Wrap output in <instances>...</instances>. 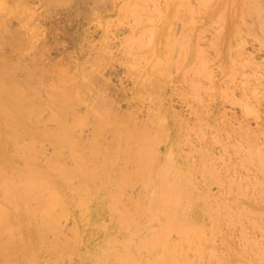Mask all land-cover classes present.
Here are the masks:
<instances>
[{"label":"rangeland","instance_id":"1","mask_svg":"<svg viewBox=\"0 0 264 264\" xmlns=\"http://www.w3.org/2000/svg\"><path fill=\"white\" fill-rule=\"evenodd\" d=\"M5 1H7V0H5ZM163 1L164 0H8L7 2L0 3V8L6 10V11L2 10L3 13H1L2 11L0 9V13H1L0 14V33H2V34H0V36H1L0 39L2 38L0 40L1 41L0 42V76H1L0 79H2V77L5 78V76L13 78L14 83L17 82V84L19 83L23 88L26 89L25 90V96H27V97H25V98L27 100H30L29 98H32L33 100H36V102H34V103H37V105L40 104L38 118H34L32 116L33 114L31 115V113H33L32 111L29 112V110H32L31 106H34L33 104L28 107V112L26 110L27 115H26V112H24V114H22V119L24 121L26 120L25 116H26V118L28 117V119H27L28 122L25 121L26 125L28 123V125L26 126L27 128H24L25 125H23V128L16 127L15 129H13L15 126H18V125L22 126V125H20L19 123H15V122H14L15 124L13 125L12 124L13 122H10V123H8V127L9 128L11 127V128L9 130H7L6 133L15 135L17 137V140L20 141L21 144L23 143L22 141H24L25 144L29 143V145H31L33 143V141H36L35 143L37 146L33 147L31 150V152L34 154L32 155L31 152H28V153H31V155H32L31 158L37 162V163L35 162L36 164L34 163L35 166H37V168L40 167L39 169H41V170H42V168H43V170L46 169V167L48 165L45 167V164L48 163V161L50 163V161L52 160L51 157L54 156L55 152H58L57 150H59L61 155H62V156H60L59 160H62L63 166H65V164H66V166H65L66 168H67V166H72V165H73V167H75V165H74L75 160H72V158L70 159V156L72 155V154H70V151H71L70 145L72 143H74V144H72V145H75V146H73L75 148L72 150L73 157L75 155H77L75 157H78V159H79L78 162L81 163L80 167H81V170L83 171L84 174L81 171L79 173H76V172L74 173V170H72V167H70V169L72 171L69 169H68V171H71L70 175L74 174L78 178H80L79 177L81 175L80 173H82L81 180H80L82 183L81 185H83L85 183L84 179L86 180V178H88L85 185L87 184V182L89 180H91V181H89L88 185H86V187L90 188V191L88 193V192H85V190L87 188L85 189L84 186H82V188H84V190H83V189H81L80 185H79L80 187H78L76 185L79 182V179L76 178V180H75V176L72 175L73 176L72 179H74L75 181H73L72 179H70V181L71 180L73 181V187L76 185V188H74V189L72 188V189L75 191L76 189L80 188V189H78L79 192L77 191L76 194H73L75 192L69 191L71 189V188L68 189L69 186L67 188H65L64 185H62L63 183L62 184L60 183V182H62V180L60 178H58L60 180L59 181L57 179V176L53 175L54 173H51V174L49 173L50 181L52 182L53 185L55 183H57V184H55L54 187L58 186V187H56L57 190H59V188H61L59 190L61 193L63 190V194L65 193V196L69 200L68 202L70 203L71 208H69L68 206H65V208H62L60 210V207H56L57 212L55 211V213H54L55 217L58 218V220H54V221H56V223H55L56 226H55V224L52 225L54 223V221H53V223L50 221L52 224L51 223H50L51 225L49 223L48 224L50 226H54V227H50V229H47L49 227L44 228L43 231L46 230V233L44 234L45 237H43V238H44V240L46 238L47 241L43 242V247L44 248H50L53 243L57 242L60 244L59 248H61V250H62V255H60L59 252L52 251L51 256H49V257L45 256L43 258L42 264H53V263L54 264L55 263L56 264H75L76 262H77V264L78 263L83 264L82 262H80V260L83 257V252H85V250L88 251L89 249H90L89 251H92V248L94 247V245L97 247L96 244H98V242L100 241V239H98L99 238L98 236L100 234H98L97 231L92 229V225L94 226V224H96V223L99 224L100 222L98 220L96 222L93 221L94 222V224H93V222L88 221V223H86L84 221V220H86L85 218L87 217V212L90 210L95 209L94 211H97L99 213H104V216L102 215V220H104V222H102V223H105L106 220H109L107 222L108 224L104 225V226H106V228L113 227V226H119L120 223L123 225L124 218H125L124 216H126V217L130 216V215H128L129 214L128 210L129 211L131 210V208L129 209L130 201H131V204L133 205V206L132 205H130V206H132V208L133 207L135 208V206L138 205V203L141 204L142 199H140V197L144 198L143 201H144V203L146 202L148 206H149V201L153 200V203L151 204V206L156 207V208H160V209H162V200H163L167 204V206L169 207L168 212H171V211L174 212L175 209L170 207V206H172L171 202H172V200H176V199L178 200V198H175L173 196V198H174L173 199L172 197H170V194H168L169 199H167V202L164 199H159V198H162L160 187H159L158 191L155 190L154 195H149L148 194V192H149L148 188L142 186L143 183H145L147 181L148 176H151L152 180L158 179V180L164 181V179H166V180H169L170 183H172V181H173V183L174 182L177 183V181H178L177 185H179V186L181 185L179 182H181L183 185V186H180L181 187L180 189H182V188H183V190H184V188L186 189V185H187V186H189V188H188L189 190L194 191L191 193V191L188 192V189L184 190V192H186L187 194L191 193V194H189V196L187 195L190 198L189 199L186 197V193H184L182 190V196H180V194H179V196L181 198L179 197V200H178V201H182L179 211L182 210L183 207L185 206V202L183 200L184 196L186 197L185 199H187V201H188V199L191 202H192L191 199H193V201H194V198H195L194 193L196 191H195V189L193 190V186H191L192 189H190V185L192 184V182L190 184L189 181H191L192 178H190L191 176L189 175V173H191V169L193 168V167L192 168L190 167V166H193V164H190V162L192 163L193 161H190V160H191V158L192 159L194 158L193 157L194 156L193 155L194 149H192V148H194L195 146L192 147V145H189V144H192V142H191L192 140L197 141L199 139V141H200V138L195 137V138H197V140L193 138V136H195L194 135L195 131L193 128H191L192 125H190V124L192 123L194 110H193V112H190V110H191L190 107L193 108V106H196L193 104H196V103L198 104L200 100L207 103L206 100H210L209 98H212V97L214 98V100H213L214 102L211 101L212 100L211 99L210 100L211 103L209 102L210 104H212V102L215 103V101H217V103L222 101V100H220L221 98L218 95L213 96V94H211V96H212L211 97L210 93H212V92H210L207 89L208 87L205 84L202 87V89H198V91L194 90L195 93H197V92L202 93V94L201 93L197 94L196 96H198V97H196L194 95L195 93L191 92L194 88H189V87H192V84H193V83L190 84V82H191L190 77L192 78V81H194L193 77H195V76H193L192 74H194L193 73L194 68H196V67H193L194 66L193 65L194 64L193 63L194 56H197V57L209 56L210 58L211 57L213 58L214 53H215V49H222L226 46V44H228L230 42L233 45V47H236V45H239L240 42L238 40L235 41L234 39L233 40L230 39L227 33L221 34V36L219 35L220 32L224 28V25H225L224 23H226L227 21H228V25L230 23L235 24L234 21L237 22L238 25H240V27L243 28L242 36L247 35L249 39H253L254 36L252 37V36H250V34H246L245 31L247 28L245 25L247 24V26H250L251 28L252 27H259V31L261 29H263L262 23L264 22V0H228V1L227 0H219V1L213 0L215 2V4L213 2H210V0H209L208 4L210 3L212 5L210 7V4L208 5L206 3V5L209 6V7L208 6L206 7V5H205L206 9H204V8L202 9L201 5L204 3H202V4L200 2L194 3V0H192L193 1L192 4L194 3L196 5V6H193L195 8H192L191 7L192 4L188 3L189 1H187V0H185L186 2H183L184 0H175V1L173 0L174 3H172L173 2L172 0H169L170 3L167 0V2H165V3L167 5L170 4V5H168V8H167V9H170V10H168L169 14H167V16H166L167 10L165 8L166 4L165 3L162 4ZM180 1H182L183 3H186L187 6L182 3L184 5L182 7L180 5V3H181ZM202 1L207 2V0H202ZM198 3H200V4H198ZM217 3H219L218 8H216L214 6ZM220 4H222V5L220 6ZM177 5H179V6L177 7ZM199 5L201 6V8ZM213 6L215 7V9ZM216 6H218V4ZM189 7H191L190 10H189ZM177 8H179V9H177ZM185 8H187V9H185ZM198 8L202 9V11L198 12V10H197ZM9 9L11 11L13 10L12 13ZM184 9H185V11H187V12H185L186 14L183 12ZM195 9L197 10L196 12H195ZM211 9L213 11H211ZM204 10H205V13L208 10H209L208 12L211 11L209 13V14H211L210 15L211 19L209 18V20L206 21L207 23L201 22V21H204V18H206V16L209 17V14L207 15V13H208L207 12L206 16L203 18V16L205 15L203 12ZM177 11L180 13H178ZM194 12L196 14H194ZM214 12H216V13H214ZM22 14L25 15V18L27 17V15H29L30 17H27V18H30V19L28 20L26 18L25 20H22V17H23ZM175 14H177V15H175ZM213 14H214V16H212ZM196 15L199 17H196ZM216 15H218V16H216ZM225 17L227 20L225 19ZM200 18H201V20H200ZM23 19H24V17H23ZM167 20H168V33L165 31V28L163 27ZM210 20L212 22H210ZM4 21H5V23H4ZM208 21L211 24L213 23L212 25L210 23L209 24L214 29H211V28L205 29L204 28V27L209 26ZM172 23H173V25H172ZM183 23H185V24H183ZM203 23L205 26L203 25ZM217 23H219V25ZM226 25H227V23H226ZM184 27H185V29H184ZM186 29L188 30V32H189V29L190 30L194 29L195 31L192 30V31H190V33H188L186 31ZM173 30H174V33H173ZM196 30L198 31L199 34H197ZM199 30H201V31H199ZM255 30H257V29H255ZM179 31L181 32V34ZM211 33L212 34L214 33V35L211 36L212 35ZM172 34H174V35H172ZM196 34L198 37L196 36ZM176 35H179L181 37L176 36ZM215 35H217L218 37L214 38ZM183 39H185V40H183ZM137 40H139V41H137ZM169 40H171V41H169ZM190 41L193 45L191 43H190L191 45L190 44L187 45ZM254 41H256V42H254ZM254 41H252V44L247 43L245 49L247 50L248 53H251L253 56H255L256 63L260 64V63L264 62V35H261V36L255 38ZM171 42H173L174 44L172 45ZM185 42H187V43L184 44ZM149 43H150V45H152L151 50H150V47L148 45ZM140 44H141V46H140ZM154 44H155V46H154ZM195 45H197V50H196ZM198 45L200 46L199 50H198ZM210 45H211V47H210ZM214 45L218 48H216ZM175 46H176V48H175ZM191 46L193 49L192 48L190 49ZM144 47H146V48H144ZM173 48L176 50V51L174 50L175 52L173 51ZM254 48L259 53L255 52V51L253 52L252 50ZM165 50H167V52ZM189 50H191L192 53ZM200 50H201V52H199ZM203 50H205L206 52ZM171 51H172V53H171ZM178 51L180 53L179 55L177 54ZM197 51L199 52V55H197L198 54ZM188 52H190V53H188ZM167 53H170L172 56H170ZM187 53H188V56H187ZM149 54L152 55V57H150ZM201 54H203V55H201ZM168 55H169V57L167 58ZM185 55L187 57H185ZM154 56L157 58L155 59ZM189 56L190 57L193 56V58H191L192 60L189 58ZM139 57H142V58L139 59ZM173 57H174V60H173ZM152 59H154V60H152ZM152 61H155V62L153 63ZM151 64H153V65H151ZM163 64H165V70H166V71L163 70L164 72L162 71V68H164ZM263 64L264 63H262L261 65H263ZM191 65H193V66H191ZM152 66L155 68H153ZM189 66L193 67V69H191ZM222 68H220V70H219V68L217 69V66L214 67V69H217L216 72L213 69L214 70L213 72L217 73L216 74L217 76L215 75V78L216 77H218V78H216V79H220L221 74L223 75V73L224 74H227V72H228V74L230 73L225 67L223 68L224 70ZM152 69H153V71H152ZM202 72L204 73V71H202ZM203 73H199V75L202 76ZM159 74H160V76H159ZM12 75H13V77H12ZM141 75H143V76H141ZM166 76H167V78H166ZM206 76H207V74L204 75L205 78L203 76L201 77V79L203 78L202 81L204 80L203 83H205V82L207 83ZM62 79H64V80H62ZM162 79H164L165 81L167 79V81H166L167 83L163 84L164 80H162ZM238 79L240 80V77ZM155 80L157 81V83ZM160 81L162 83H160ZM160 84H161V87H160ZM204 87H206L205 88L206 93L208 94L209 98L207 97V94L205 93ZM164 88H165V90H164ZM72 91L75 94L72 93ZM202 91L204 92L205 96H204ZM55 93H56V95H54ZM77 93L79 96L77 95ZM189 93H193V94L191 95ZM190 95L191 96L194 95L196 98H198V101L195 102L196 98L194 99V97H191ZM199 95H202L203 97L199 96ZM153 96H155V97H153ZM160 96H163V97H160ZM36 97L38 100L35 99ZM199 97H201L205 100H203ZM217 97H218V99H217ZM4 99H5L4 100L5 106H7V107H11L12 105H10V104H13V105L15 104L11 98L4 97ZM10 100H11V102H9ZM190 100L195 102V103L191 102ZM30 102L32 103V100ZM57 102H58V104H57ZM190 102L192 103V106L187 105ZM204 102H201L203 104V105L201 104L202 105L201 109L203 107H206L205 106L206 103L204 104ZM8 103H10V104H8ZM210 104H209V107H210ZM56 105L58 106V108ZM158 106H160V107L158 108ZM187 106H189V107H187ZM207 106H208V103H207ZM30 107H31V109H30ZM163 107H165V110H163ZM228 107L229 106H226L227 109H225L224 111L227 112L225 114V116L229 115V117H230L231 114H229V113L232 111H231V109L229 110ZM54 108L55 109L57 108L58 111L55 110ZM210 108H205V110L209 111ZM51 110H52V112H51ZM205 110L202 109L203 113L201 112V114H203L202 115L203 117L206 116V114H207ZM56 111L59 114L58 113L56 114ZM53 112H55V113H53ZM28 113H30V115ZM190 113H191V115H190ZM220 113H223L222 110L220 112H218V111L215 112V117L217 118L218 121L223 119V117H221V116H224V113L221 116H220ZM55 114H56V118L60 116L59 119L61 122L64 120L65 121L57 124V122H55L54 118H53V116H55ZM101 115H102V117H101ZM160 116L162 118H159ZM190 116H191V118H190ZM227 116H226V118H229ZM185 117L186 118L188 117L189 120L191 119L190 120L191 123L188 119H187L188 121H185L186 120ZM226 118H224V119H226ZM180 119H182V120L185 119V120H184V122L181 120L182 122L180 124L176 123L177 122L176 120H178V122H179ZM38 120L40 121L39 123L41 125H38L39 124ZM42 122L46 123L45 124L46 126ZM54 123H56L57 125ZM171 123H172L173 127L171 126ZM184 123L187 125L190 123L189 124L190 127L189 126L188 127L191 129L188 128L187 130H184V128H187L186 127L187 125L185 126ZM11 124L13 125V128H12ZM60 124L61 125L67 124V126L69 128L71 127L70 132H69V134L71 133V135L66 136V140H65V137H64V139L60 140L61 145L60 144L56 145V141H55V138L53 139L52 133L54 131H57V130L60 131L62 129V126ZM182 124H184V125L181 128L180 125H182ZM29 125H30V127H29ZM163 125H164V127L170 128L169 132H168V130H166V128L163 127ZM177 125H178V127H177ZM252 125H253V123H252ZM41 126H43L44 128ZM78 126H80V127H78ZM28 127H29V129H28ZM58 127H60V128H58ZM32 128H34V129L38 128L39 135L33 136V133H31L32 130L30 131V129H32ZM50 128L52 130H49ZM75 128H76V130H75ZM177 128L183 129V132L180 129H179V131L181 133L178 132ZM22 129L24 130V132L22 131ZM42 129H44V130H42ZM143 129H144V131H143ZM71 130H73V131H71ZM162 130H164V131H162ZM15 131H17V132H15ZM40 131L42 132V134L40 133ZM45 131H47L46 132L47 134L44 133ZM146 131L148 134H145ZM186 131H188V132H186ZM192 131H193V134L190 133ZM166 132H167V134L170 133V135L169 134L166 135V136H169L168 138L165 137ZM178 133H179V135H178ZM183 133H185L186 136L189 134L188 137L190 136L191 138L187 137L185 139L184 138L185 135ZM199 133H201V131ZM202 133H201V135H202ZM43 134L46 136H44ZM118 134H120V136ZM18 135L21 138L18 137ZM26 135H28V136H26ZM47 135H48V137L51 136L52 139L48 138ZM177 135L181 137L180 140H179L180 137H178ZM181 135H183V136H181ZM201 135L199 134L198 136H201ZM202 136H201L202 139L200 141L201 145L199 144L200 147H202V145L204 144L202 141L205 140V139H203L204 136L203 137ZM67 137H68V139H67ZM143 137H145V138H143ZM176 137H177V139H176ZM30 138H32V140ZM33 138L35 140H33ZM120 138H122V139H120ZM183 138L186 141H184ZM19 139H21V140H19ZM70 139H72V140H70ZM142 139H143V141H141ZM150 139H152V140H150ZM189 139H190L191 143H189L187 141ZM68 140H69V142H68ZM0 141H2V140H0ZM26 141H27V143H26ZM175 141L180 143V145L181 144L182 145L181 146L176 145ZM30 142H31V144H30ZM75 142H77V144ZM115 142H116V144H115ZM119 142L122 145V147L119 144ZM4 143H5V141L2 144L5 145ZM20 143H19V145H20ZM172 143H174L173 145H175V147H172ZM185 143H187V144H185ZM6 144H9V145H6V147L4 146L5 148L2 147L0 144L1 148L5 149V150H2V152H4V154L6 152L7 153L13 152L14 154H16L17 150H15V146H14L15 144L11 143V142L10 143L6 142ZM68 144H70V145H68ZM144 144L145 145L147 144V145L145 146ZM194 144H195V142L193 143V145ZM77 145H78V147L76 148ZM130 145H131V147H130ZM7 146H8V148H10V149H8V151L6 150ZM12 146H14V147H12ZM126 146L129 148H127ZM143 146H144V148H143ZM148 146H150L149 147L150 149L147 148ZM67 147H69V149ZM12 148H14V149L12 150ZM16 148H18V147H16ZM140 148H141V150L143 149L142 151L140 150L142 154L139 151ZM145 148H147V151H145ZM60 149H63V150H60ZM120 149H123V150L120 151ZM124 149H126V150L128 149V151H125ZM9 150H12V151H9ZM33 150H34V152H33ZM129 150H130V152H129ZM153 150H155V151H153ZM180 150H181V153L179 155ZM187 150H188V152H184ZM190 150H192V151H190ZM172 151H173V153H172ZM75 152H77V153H75ZM144 152L149 153V154H147V153L146 154L148 156L151 155L152 159L149 158V160H148V157H146L147 155L145 156ZM156 152H158V153H156ZM192 152H193V154H192ZM14 154H13V156H11L10 154H7V157L9 158L11 156L12 159L14 158L13 159L14 162L17 163L19 161L18 162L19 165L20 164L23 165V163H22L23 157H21L23 154H21V156H20L21 159L19 158L21 161L17 160L18 157H15ZM174 154H175V157H177V158L172 157ZM181 154L183 156L188 155L187 157H190V158H187V157L182 158ZM8 155H10V156H8ZM34 155L35 156L37 155V160L35 158H33ZM78 155H80V156H78ZM126 155L128 156V158L126 157ZM153 155H156V156H153ZM27 156L30 157V154L29 155L27 154ZM123 156H125V157H123ZM132 156H134V157H132ZM143 156H145V158H146L145 160H144ZM120 157L122 159L124 158L127 160L124 162V159L122 160ZM11 158H9V160H12ZM49 158L51 160H49ZM172 158H175L177 160H175V159L172 160ZM185 158H187L188 161ZM13 160L11 162H13ZM172 161L174 163H176L175 161H178V165L174 164ZM59 162H61V161H59ZM129 162L132 165L127 164ZM180 162L182 163L181 164L182 168L179 167V169L181 168L182 171H184L186 173L185 175H184V172L182 174L186 177V180H187V178L190 179L187 181V183L189 182L190 185L185 184L184 179H183L184 176H182L184 184H183L182 180L179 181L181 179L179 177L182 175V174H180L181 173L180 171H179V173L177 172L178 174H180L179 176H177L178 178H176L175 181H174V179L172 180V178L176 177L177 173L175 174L174 171H173L174 174L172 173L171 170H173V168L170 171L168 169H170V166H172V164L175 166V168L178 169ZM186 163L187 164L189 163L190 166L189 165H187L189 167L184 166L185 169H183L184 168L183 165H186ZM84 164L88 168V170L86 169L85 166H82ZM169 164H171V165H169ZM19 165H16V166H19ZM41 166H43V167H41ZM3 167H5V166H3ZM167 167H169V168L167 169ZM8 168L9 167H7V170H8ZM187 168L188 169L191 168V169H189L190 172H188V173H187V170H188ZM200 168L201 167H199V170H202L201 174L206 179V176L204 175L206 171L205 172L203 171L205 169H200ZM84 169H86V171ZM7 170L5 169V171H7ZM10 170L11 169H9L7 171V173ZM97 170H98V172H97ZM126 172H127V174H125ZM90 174H92V176H90ZM51 175H52V177H51ZM68 175H69V173H68ZM85 175H86V177H84ZM129 175H130V178H128ZM173 175H174V177H172ZM122 176H124V178H122ZM125 176H126V178H125ZM54 178L57 181L54 182L53 181ZM90 178H92V179H90ZM203 178L201 180H204ZM126 179H127V181H126ZM129 180H130V182H129L130 185L128 184ZM142 180H143V182H142ZM199 180H200V178H199ZM82 181H84V182H82ZM95 181H96V183H95ZM58 182H59V184H58ZM119 182L120 183L122 182V183L120 184ZM176 183H174V185ZM70 184H71V182H70ZM61 185L63 187H61ZM127 185H129V187L131 185H133V186H131V188H133L134 190H130L131 188L129 189V187ZM204 185H207V184H204ZM204 185L203 184L200 185V190H202V188L205 189ZM71 186H72V184H71ZM93 186H94V188H91ZM112 186L115 189H113ZM107 187H108V189L109 188L110 189L108 190ZM98 188H99V190H97ZM141 188H142V190H140ZM178 188H179L178 186L176 187V189L173 188V186H169L168 189L174 190V192L172 191V194H174V193L178 194L177 193V191L179 190ZM66 189H68V190H66ZM91 189L92 190L96 189L97 192H96V190L92 191ZM111 189H112V192L110 191ZM125 189L127 191H125ZM262 189L264 190V186L263 187L258 186V187H256L255 191L257 193V190H258V193L261 194L263 191ZM139 190L141 191L142 196L140 193H138ZM91 191L95 195L93 193H91ZM108 191H109V193H108ZM130 191L131 192L133 191L132 193H134V195H135L134 196L131 193L132 199H135V197H137V195L139 196V198L138 197L136 198L137 201H136V199H135V201L133 200V202H138V203H135L136 205H134L132 203V199L129 202L125 201V200H129L128 197L130 195V193H129ZM134 191L135 192L137 191V192L135 193ZM81 192H82V195H81ZM178 192L181 193V190ZM201 192L206 193L204 190ZM68 193L71 196H69ZM87 193H88V195H87ZM117 193L122 195V196L119 195L121 198H118L119 196L117 195ZM89 194H92L94 196L89 195ZM110 194H112V195H110ZM103 195H105L104 196L105 199H102ZM106 195H107V197L108 196H112V197L118 196L117 202H122V205L120 203L118 204L117 202H116L117 203L116 204L115 199H114V203L116 204V206L120 205V206H118V211H119V212L117 211L118 213H116V212L114 213L115 210L111 211V207H107V206H109V204L108 205H106V204L111 203V202H107V201H109V197H108V200H106V198H107ZM190 195H194V198L193 197L191 198ZM85 197L90 198V202L88 201L89 199H87V198L85 200ZM80 198L84 199L83 203L85 205L82 203V200L80 201ZM100 199H101V201H100ZM138 199H140L141 201L139 202ZM155 199H159V200H155ZM85 201L88 202V204H86ZM112 201H113V199H112ZM100 202H101V204H100ZM123 202H124V204H123ZM197 202L198 203L200 202V204H198ZM197 202H196L197 204L195 202H192V203H194L193 205H191L189 203L190 205L188 206V208L193 207V208H191L193 210L202 208L203 210L207 211V209L209 207H211L210 206L211 203L203 204L204 201H202L200 199ZM146 203H145V205H146ZM260 203L262 204V202L255 203L254 207H252L251 209H254L256 212L262 213V214L255 213V214H253V216L250 217L248 214L247 215L245 214V213H249V211L243 212L242 210L239 211L237 209L234 211V212L239 211L238 214L240 212H243L246 217H248V216L250 217V218L248 217L249 218L248 220L254 219L252 221L247 220L248 222L245 221V219H247V218H245L244 215L242 216L241 213H240V216H242V218L240 216H237L236 215L237 213L232 214L233 218H231V216L227 217L229 215V213L225 215V213H227L225 211V209L222 212V208H220L223 206H221V204H220V206L218 205L220 209H218V208L215 209V207H217V206H215L214 203L211 204V205H213V207H211V208H214L217 211H215L213 209H211V210H213L215 213L213 211L208 210L207 213L205 212L206 213L205 217L203 215L204 212L198 213V215L196 214L195 220H193L194 219L193 213H188V211L187 212L185 211L187 215L188 214H190V216L192 215L191 216L192 221H190V222H189L190 219H188L190 217L189 215H188L189 217L188 216L185 217L184 216L185 214L183 215V213L181 211L178 212L179 218H180L178 222H179L180 226H177L178 224L176 225L177 227H175L173 225V223L176 221L172 222V225L175 228H180L181 229L180 231H184V234H183V232H182V234H183V236L184 235L185 236L181 237V241H180L181 245H182V242H183V245H184V243H186L185 241H187L186 238L188 236L185 233L190 232V231L187 232V230H190L192 228V226L189 227L190 224H192L194 227L193 223H195V222H196L195 224L198 223L197 225H195L196 229H197L196 226H198V225L201 226L202 224L204 225L203 227L201 226V228H203V230L198 228L200 230L199 231L197 229L198 230L197 234H199V235H196L195 238H197V239L199 237L201 238L200 234L204 233L202 236H204V235L208 236L206 238L207 239L206 241H208V238L211 239L210 241H213V242H210V244H209V243H206V241L204 240L205 244H203L204 241L201 240L202 244L204 245L203 246L202 244H200L201 241H198L196 239V243H195L194 237H193V240L192 239L190 240V238L188 237V242L190 243V241H192L193 243H195L196 247L194 245H191L192 242L190 243V245H189V243H187L189 246L184 245L183 248L185 250L183 248H180L183 245L181 246L179 244L178 245L179 247L174 246L176 249L180 248V250H181L180 253H182V250L184 251L182 254H179V255H181L180 258H183V259L185 258L184 259L185 262L183 264H189L188 259L192 258L191 256H194L195 254L194 255H191V254H193L195 252L198 255L200 254L199 256L202 258L206 257L205 259H203L204 261L203 260L199 261L200 259L198 260L199 262H202V264H204V263L205 264H241L244 261L247 262L248 259H249V261L252 259L256 260L255 261V262H257L256 264H264L263 259H261L260 257L258 258V257L254 256L255 254L259 255V253H257L259 251L258 250L259 248H261V250H263L262 248L264 246L262 247V245L260 244V243H262L264 245V243L262 242V241H264L263 239L262 240L260 239L261 241L258 239L260 242V243L257 242L259 246L258 245L256 246L254 244L252 245L250 243V244H247V247L245 248L247 242L245 243V245H244V242L241 243V245L243 244L242 247H244V248H241L240 247L241 245L240 246L238 245V243L240 244V242L242 241L241 240L242 237H244L240 232L243 230L244 231L248 230V231L244 232V234L249 233L250 235H252L254 233L256 235L255 236L256 238H258V237L264 238V235L260 234V233H262V232H260V231H262L261 226L264 227V225H263V223H264V203L262 205ZM140 204H139V206H137L138 208L141 206L143 208L145 206L143 203L142 204L144 206L143 205L140 206ZM195 204H196V207H195ZM208 204H209V206H208ZM86 205L88 206L87 209H85ZM112 205H110V206H112ZM197 205L199 208L197 207ZM148 206H146V208ZM227 206H230V207H228V209L229 208L233 209L236 207L234 205L233 206L227 205ZM227 206H226V208H227ZM101 208H103V211L101 210ZM134 208H133V210L130 211L132 217H134L133 216L134 214L132 213V211H134ZM136 208H135L136 213L141 212V211H137ZM184 209L186 210V208H184ZM239 209H241V208H239ZM59 210L61 212H59ZM86 210H87V212H86ZM100 211H102V212H100ZM106 211L107 212L110 211L111 215L113 214L112 216H114V219H115V220L113 219L114 220L113 223L110 221V218L112 216L109 217L110 213L109 212L107 213ZM218 211H219V213H218ZM53 212H54V210H53ZM120 212H121V214H120ZM142 212H144V209L142 210ZM56 213L60 216L59 217L56 216ZM105 213L108 214V215L107 214L106 215L109 218L105 215ZM136 213H135L136 217H134L136 220L135 219L134 220L136 221V223H139L141 221L140 216L142 217V215L138 214V217H137ZM180 213H182V214H180ZM222 213H224V215H222ZM61 214H62V217H61ZM96 214L99 215V220L102 221L101 220V214L95 213V216H96ZM153 215H156V214H153ZM212 215H214V216L216 215L215 218ZM117 216H119L120 218H118ZM235 216L238 217V220H237V217H235ZM258 216H259V218L257 219ZM116 217L118 218V220L120 219V221L122 220L123 222L121 221L118 225V220H116L117 219ZM143 217H145V216L143 215ZM138 218H139V221H138ZM131 219H132V221H134L133 218H131ZM142 219L146 220L144 218H142ZM239 219H240V221H239ZM261 219H262V221H261ZM80 220H83V222L81 221L82 222L81 223ZM125 221H127V220H125ZM129 221H130V219L127 221V223ZM142 221L140 222V226H141V224H142V226L144 224L147 225L146 224L147 222L145 223V221L144 222H142ZM212 221H214V222H212ZM254 221L256 222L255 224H258L259 226L260 225L261 226L259 227L258 225H255ZM79 222H80V224H79ZM169 222H171V221H169ZM187 222H188V224L190 223L189 226H188V224H186ZM239 222L241 225L239 224ZM251 222H253L254 227L252 226ZM83 223L85 226L90 225L91 229L88 228L87 229L88 231L85 230L83 228L84 227ZM114 223H115V225H114ZM124 223L126 224V226H125V230H126V227L128 225H130L131 221L129 222L128 225L126 222H124ZM134 223L131 224L132 227L135 228L134 226H136V228H137V225L136 224L134 225ZM215 223H217V224H215ZM219 223L221 226L218 225ZM153 224H155V223H153ZM49 225H47V226H49ZM100 225H101V223H100ZM159 225L161 227H163L161 224H159ZM159 225L156 228L157 231L160 228ZM172 225H170V226H172ZM101 226H103V225H101ZM104 226H103V228H104ZM173 226H172V228H173ZM231 226H233V227H231ZM143 227H145V226H143ZM143 227H141L140 229L142 230ZM213 227H215V228H213ZM53 228H56V229L53 230ZM118 228H120V229L116 232L115 236L113 234V236L117 240V242L114 246H116V245H122V246L114 247L112 245V243L114 241L112 240V242H111L112 247L111 246L110 247H111V252L114 249L120 250V253H121V255H119L120 257H122V252H123V257L120 261L122 263H124L122 261L124 258V252H126V253L128 252V254H129L130 252L138 250V248L139 249L141 248L140 249V251H141L142 248L145 247V244L143 243L144 246L143 245L140 246V244L133 245L134 240L129 239V236H130V233H128L129 230L131 229V231H133L136 228L132 230L131 226L128 227L129 230L128 231L126 230V233H125L126 235L124 234L125 230H122L123 232L121 231V225ZM123 228H124V225H123ZM167 228H169V226ZM172 228H170V231ZM175 228H173V229H175ZM217 228L220 230H218ZM251 228H252V230H251ZM255 228H256V230H254ZM140 229H137V230L140 231ZM145 229H147V231H148V227H146ZM214 229H216L218 231H216ZM227 229H228V231H227ZM47 230H48V232H47ZM101 230H104V229H102V227H101ZM166 230H163V232ZM201 230H202V232H201ZM221 230L224 233H222ZM263 230H264V228H263ZM78 231H80V233H82V234H80ZM91 231H92V233L94 232V235L98 234L93 240H92V238L94 237V235L92 237ZM113 231L114 230H112V232ZM143 231H142L143 235L147 234L146 230H143ZM212 231H214L215 234L217 232L216 235L220 234V232H221V234H223V235H221V234L220 235L223 237H220V236L217 237L214 234V237H216V238L212 239V235H213ZM121 232L123 234H121ZM134 233H135V231H134ZM139 233L141 234V231ZM160 233H162V232H158V233L155 232V234L154 233L152 234L153 237L155 235V237L157 236V238H158V240L154 239V241L156 240V242H164V241H162L163 238H165V236L167 234H169L168 232L162 233V237L164 236L162 238V237H160L161 236ZM225 233H227V235L229 237L230 236H232V237L228 238ZM78 234L81 237H79ZM127 234H129V235H127ZM157 234H160V235H157ZM131 235H135V234L131 233ZM197 236H199V237H197ZM70 237H73V238H71L73 241L70 240V243L72 242L71 243L72 245H69L67 243V239L68 238L70 239ZM78 237L81 239H79ZM137 237H138V234L136 233L135 237H133L132 239L135 238L136 241H138ZM224 237H225L226 241L223 240ZM200 238H199V240H200ZM219 238H221V240L224 241V244H226L228 248L225 247L226 245H221L223 242H221V244L219 245V243L221 241ZM86 239H88V240L86 241ZM118 239H122V240H126V241L121 242V240H118ZM127 239L131 240L132 243H130L131 241H129ZM236 239L239 241H237ZM81 240L83 241V243ZM97 240H99V241H97ZM93 241H95V243ZM139 241H141V239ZM46 242H47V244L45 245ZM127 242H129L130 245L131 244L132 245L131 246L128 245V247H127ZM225 242H228L229 244L225 243ZM86 243H88V244H86ZM234 243L236 244V246ZM134 244H135V241H134ZM207 244L211 245V246H213V244H214L215 246L216 245L217 246L213 247L211 249V246H208ZM67 245H69V247L71 246L72 249H75L74 251L78 252V255L75 254V252L72 250H71L72 255L74 256V254H75L74 257L71 254H67L69 251ZM84 245H85V247H84ZM88 245H89V247H88ZM250 245H252L253 247L255 246L254 249H256L257 252H256V250H253V247L251 249ZM132 246H137L136 247L137 249H135V247L132 248ZM190 246H194L196 249L198 247L199 251L197 249V251L195 250V252H194L193 250L195 248L192 247V249H191ZM205 246L206 247L208 246L207 249L210 247V251L206 250ZM230 246H231V249H229ZM80 247H81V250H80ZM189 247H190V250L193 251V253L188 251L189 249L187 250V248H189ZM217 247H219V248H217ZM66 248L68 250L67 252H66ZM125 248L130 249V251H128V250L125 251L126 250ZM145 249L147 250L149 248L146 247ZM145 249H143V250H145ZM239 249H241V250L245 249L246 250L245 252L247 255L245 254L244 257L247 256V257H245L247 259V261L245 260V258H243V254L238 255L237 252L240 251ZM78 250H80V251H78ZM116 250H114V251H116ZM213 250H216L218 252V254L214 253ZM175 251H177V250H175ZM220 251L222 253H224L225 255L223 254V256H222V253L220 254ZM235 251H237V252H235ZM242 251H244V250H242ZM188 252H189V254H187ZM252 253H254V254H252ZM113 254L114 253L112 252L111 256L115 257V255H113ZM116 254H119V253H116ZM177 254H174V251H173V254L170 258H168L165 255L164 256L165 260H163V262L165 261L166 264H168V262L171 264H176V259L178 257ZM17 255H16V257L10 258V261H13V259L15 258V260H14L15 263H19V264L24 263L25 264L27 262L25 260L26 259L25 257L23 260V258L21 257V253H19L18 257H17ZM22 255L26 256L23 253H22ZM76 255H77V258H76ZM131 255L132 254H130V256ZM215 255H218V256H215ZM219 255H220V257H219ZM40 256H41V254H40ZM69 256H70V258H68ZM199 256H198V258H199ZM47 257L49 260L47 259ZM114 257H113V259H114ZM195 257H196V255H195ZM250 257H252V258H250ZM66 258H68V259H66ZM71 258H72V260H71ZM117 259H119V258H117ZM67 260H68V262H67ZM2 261H5V260H2ZM24 261H26V262H24ZM70 261H71V263H70ZM156 261H155V264L157 263ZM46 262H48V263H46ZM146 262H144V264H146ZM150 262H151L150 264H152V263L154 264V260H151ZM163 262L160 260L161 264L165 263V262L164 263ZM142 263L143 262H141V264ZM147 264H149V263H147ZM249 264H254V263H249Z\"/></svg>","mask_w":264,"mask_h":264},{"label":"bare ground","instance_id":"2","mask_svg":"<svg viewBox=\"0 0 264 264\" xmlns=\"http://www.w3.org/2000/svg\"><path fill=\"white\" fill-rule=\"evenodd\" d=\"M8 1V0H7ZM7 1H5V0H0V3H2V2H7ZM173 1V0H172ZM175 1V0H174ZM174 1L172 2V3H174ZM187 1H189L188 3H191L192 4V0H187ZM191 1V2H190ZM219 1V0H218ZM228 1V0H227ZM165 2H167V0L165 1H163V3L162 4H164ZM168 2H169V0H168ZM181 3H180V5L183 7L184 5L183 4H185L186 5V3H183V2H186L185 0L182 2V1H180ZM196 2H200L201 4L202 3H204V4H202L201 6H202V9L204 8V9H206V7L210 4H208V2H209V0H207V2H204V1H200V0H194V3H196ZM210 2H213L214 4H215V2L213 1V0H210ZM217 2V1H216ZM170 3V2H169ZM183 3V4H182ZM187 3V4H188ZM193 3V4H194ZM200 3H198V4H200ZM206 3L208 4V5H206ZM166 4V3H165ZM192 4V8H195V7H193V6H196L195 4L193 5ZM218 4V6H216ZM216 5H214L216 8H218L219 7V3H217ZM168 5H170V4H168ZM168 5L166 4V16H167V14H169L168 13V10H170V9H167L168 8ZM189 5V4H188ZM204 5V6H203ZM205 5H206V7H205ZM211 5L212 4H210V7H211ZM222 4H220V6H221ZM163 6V5H162ZM179 5H177V7H178ZM187 6V5H186ZM200 6V5H199ZM201 6H200V8H201ZM213 6V7H214ZM252 6V5H251ZM161 7V6H160ZM191 7H189V10H190V8ZM209 7V6H208ZM215 7H214V9H215ZM163 8V7H162ZM200 8H198L197 10H198V12H201L202 11V9H200ZM1 9V8H0ZM174 9V8H173ZM177 9H179V8H177ZM176 9V10H177ZM185 9H187V8H185ZM185 9L183 10V12L185 13V12H187V11H185ZM210 9V8H209ZM228 9V8H227ZM2 10H4V11H6L5 9H1V11ZM10 10V9H9ZM192 10V9H191ZM196 9H195V12L197 11ZM11 11V10H10ZM13 11V10H12ZM12 11H11V13H12ZM209 11V10H208ZM207 11V12H208ZM211 11H213L212 9H211ZM210 11V12H211ZM216 11V10H215ZM9 12V11H8ZM171 12V11H170ZM178 12V11H177ZM182 12V11H181ZM194 12V14H196ZM204 12V16H203V18L206 16V13H205V10L203 11ZM210 12H208L207 13V15L210 13ZM217 12V11H216ZM216 12H214V13H216ZM220 12V11H219ZM222 12V11H221ZM1 13H3V11L1 12ZM0 13V14H1ZM178 13H180V12H178ZM186 14V13H185ZM193 14V13H192ZM203 14V13H202ZM23 15V14H22ZM21 15V16H22ZM175 15H177V14H175ZM198 15V14H197ZM196 15V17H199V16H197ZM210 15L211 14H209V17L208 16H206V18H204V21H201V22H206L207 20H209V18H210ZM194 16V15H193ZM212 16H214V14L212 15ZM211 16V17H212ZM216 16H218V15H216ZM23 17H24V19H23ZM23 17H22V20H25L27 17H30L29 15H27V17L25 18V15H23ZM177 17V16H176ZM194 18V17H193ZM28 20L30 19V18H27ZM198 19V18H197ZM211 19V18H210ZM225 19H226V17H225ZM186 20V19H185ZM199 20V19H198ZM200 20H201V18H200ZM203 20V19H202ZM227 20V19H226ZM229 20V19H228ZM184 22V21H183ZM210 22H212L211 20H210ZM209 21H208V27H204L205 29H209V28H211V29H214V28H212V24L210 23ZM218 22V21H217ZM225 22V21H224ZM4 23H5V21H4ZM3 23V24H4ZM167 23V24H166ZM194 23V22H193ZM196 23V22H195ZM207 23V22H206ZM211 25H210V24ZM226 23H227V25H226ZM226 23H224L225 25H224V28H223V30L220 32V36H221V34H224V33H227L228 34V36H229V38L230 39H234L235 41H239L240 43H239V45H236V47H233V45L231 44V42L230 43H228V44H226V46L224 47V48H222V49H215V53H214V56H213V58L211 57H209V56H199V57H197V56H194V61H193V65H191V66H193V67H196V68H194V74H192L193 76H195V77H193V80L194 81H192V78L190 77V79H191V82H190V84H192V87H189V88H194L191 92H193V93H195L194 92V90L195 91H198V89H202V87L204 86V84L208 87L207 89L210 91V92H212V93H210V96H211V94H213V96H216V95H218L221 99L220 100H222L221 102H219V103H217V101H215V103H213L214 101V98L212 97V98H209V96H208V94L206 93V87H204V89H205V93L207 94V97L211 100V101H213L212 102V104H210L211 102H210V100H206L207 101V103H208V106H207V103L206 102H204V101H201V102H204V104L206 103V107H203L202 109L203 110H205V108H210V110L208 111H206V116H202L203 114H201V112L203 113V111H202V109H201V106L203 105L200 101H199V103L197 104H193V105H196V106H193V108L192 107H190L191 108V110H190V112H193V110H194V114H193V118H192V123H191V119L189 120V118L187 117H185V121H190V125H192V127L191 128H193L194 129V135L195 136H193L192 134H193V131L192 132H190V133H192L191 135L193 136V138L194 139H196L197 140V138H200V141H201V136L203 135L204 136V138L203 139H205L204 141H202L203 143V145H202V147H200V141H199V139L197 140V141H194V140H192L191 142H192V144H189V143H191L190 142V139L189 140H187L189 143V145H192V147H194V148H192V149H194L193 151H194V154H193V152H192V154L194 155L193 157V159L191 158V160L190 161H193L192 163L190 162V164H193V166H190L189 165V163L187 164L186 163V165H183V167L184 166H186V167H193L192 169L191 168H189V169H191V173L193 174H191V173H189V175L191 176L190 178H192V180L191 181H189L190 182V184H191V182H192V184L190 185L189 184V182L187 183V181L188 180H190V179H188L187 178V180H186V177L184 176L186 173L184 172V171H182V166H181V162L179 163V166H178V169H179V167H181L179 170L177 169V168H175V166L172 164V166H170V169H168L169 167H167V169L170 171L172 168H173V170H171L172 171V173H173V171L175 172V174L178 172L179 173V171L181 172L180 174H182L183 172H184V175L182 174L179 178H181L179 181H181L182 180V182H183V179H184V182H185V184H189L190 185V189H192V187L191 186H193V190L195 189V198H194V195H190V197L192 198H194V201H193V199H191L192 200V202H197V201H199V199L200 200H202V201H204L203 202V204H206V203H211V204H213L214 203V205L215 206H217V207H215V209H220V208H222V212H223V210L225 209V211L227 212V213H225V215L226 214H228L229 213V215L227 216V217H229V216H231V218H233V215L232 214H236L237 216H240V213H241V215L243 216H245V214L247 215H249L250 217L251 216H253V214H255V213H258V212H256L254 209H251L252 207H254V204L255 203H259V202H262V204L264 203V190L262 191V193L260 194V193H258V190H257V193H256V191H255V189H256V187H258V186H261V187H263L264 186V64L263 65H261L262 63H264V62H262V63H260V64H257L256 63V61H255V56H253L251 53H248L247 52V50L245 49V47H246V45H247V43H251L252 44V41H254V39L255 38H257V37H259V36H261V35H264V22L262 23V28L263 29H261L260 31H259V27H250V26H247V24L245 25L246 26V34H250V36H254L253 37V39H249L248 38V36L246 35V36H242V31H243V28L242 27H240V25H238V23L237 22H235L234 21V23L235 24H229L228 25V21L226 22ZM246 23V22H245ZM164 24V23H163ZM183 24H185V23H183ZM197 24V23H196ZM215 24V23H214ZM218 25H219V23H217ZM172 25H173V23H172ZM187 25V24H186ZM185 25V26H186ZM193 25V24H192ZM203 25H204V23H203ZM260 25V24H259ZM183 26V25H182ZM188 26V25H187ZM186 26V27H187ZM205 26V25H204ZM207 26V25H206ZM214 26V25H213ZM217 26V25H216ZM261 26V25H260ZM164 28H165V31L168 33V20L165 22V25L163 26ZM181 27V26H180ZM191 28V27H190ZM200 28V27H199ZM184 29H185V27H184ZM201 29V28H200ZM255 29H257V30H255ZM176 30V29H175ZM192 30H194V29H189V32H188V30L186 29V31L188 32V33H190V31H192ZM216 30V29H215ZM220 30V29H219ZM182 31V30H181ZM195 31V30H194ZM199 31H201V30H199ZM213 31V30H212ZM172 32V31H171ZM180 32V31H179ZM183 32V31H182ZM196 32H197V34H199L198 33V31L196 30ZM173 33H174V30H173ZM0 34H2V33H0ZM179 34V33H178ZM180 34H181V32H180ZM179 34V35H180ZM193 34V33H192ZM197 34H196V36H197ZM212 34V33H211ZM210 34V35H211ZM172 35H174V34H172ZM179 35H176V36H179ZM214 35V33L211 35V36H213ZM192 36V35H191ZM1 37V36H0ZM172 37V36H171ZM179 37H181V36H179ZM193 37V36H192ZM191 37V38H192ZM198 37V36H197ZM218 36L217 35H215V37L214 38H217ZM173 38V37H172ZM175 38V37H174ZM195 38V37H194ZM213 38V39H214ZM2 39V38H1ZM0 39V40H1ZM170 39V38H169ZM176 39V38H175ZM193 39V38H192ZM212 39V38H211ZM183 40H185V39H183ZM252 40V41H251ZM137 41H139V40H137ZM160 41V40H159ZM169 41H171V40H169ZM168 41V42H169ZM188 41V40H187ZM1 42V41H0ZM167 42V43H168ZM254 42H256V41H254ZM172 43V45L174 44L173 42H171ZM187 42H185L184 44H186ZM191 43V41L187 44V45H189ZM194 43V42H193ZM137 44V43H136ZM160 44V43H159ZM192 44V43H191ZM190 44V45H191ZM197 44V43H196ZM149 45V47H150V50H151V48H152V45H150V43L148 44ZM171 45V46H172ZM193 45V44H192ZM140 46H141V44H140ZM139 46V47H140ZM147 46V45H146ZM154 46H155V44H154ZM164 46V45H163ZM169 46V45H168ZM196 46V50H197V45H195ZM215 46V45H214ZM194 47V46H193ZM199 45H198V50H199ZM210 47H211V45H210ZM216 47V46H215ZM141 48V47H140ZM144 48H146V47H144ZM155 48V47H154ZM175 48H176V46H175ZM192 48V46L190 47V49ZM213 48V47H212ZM211 48V49H212ZM216 48H218V47H216ZM179 49V48H178ZM193 49V48H192ZM175 49L173 48V51H174ZM207 50V49H206ZM149 51V50H148ZM166 52H167V50H165ZM176 51V50H175ZM174 51V52H175ZM185 51V50H184ZM190 52H191V50H189ZM195 51V50H194ZM203 51H205V50H203ZM253 52L255 51V52H257V53H259L255 48L252 50ZM190 52H188V53H190ZM199 52H201V50L199 51ZM199 52L197 51V55H199ZM206 52V51H205ZM204 52V53H205ZM171 53H172V51H171ZM182 53V52H181ZM188 53H187V56H188ZM192 53V52H191ZM196 53V52H195ZM203 53V54H204ZM144 54V53H143ZM151 54V53H150ZM149 54V55H150ZM167 54H169L170 56H172L170 53H167ZM178 55L180 54L179 53V51H178V53H177ZM203 54H201V55H203ZM206 54V53H205ZM155 55V54H154ZM169 55L167 56V58L169 57ZM183 55V54H182ZM190 55V54H189ZM209 55V54H208ZM186 55H185V57H187ZM150 57H152V55H150ZM149 57V58H150ZM155 57V56H154ZM153 57V58H154ZM178 57V56H177ZM140 58H142V57H139V59ZM157 57H155V59H156ZM189 58L191 59V58H193V56H189ZM144 59V58H143ZM172 59V58H171ZM176 59V58H175ZM189 59V60H190ZM152 60H154V59H152ZM158 60V59H157ZM156 60V61H157ZM173 60H174V57H173ZM192 60V59H191ZM263 61V60H262ZM153 63L155 62V61H152ZM164 63V62H163ZM166 63V62H165ZM151 65H153V64H151ZM155 65V64H154ZM164 65V68H162V71L163 70H165V64H163ZM261 65V66H260ZM215 66H217V69L219 68V70H220V68H226L230 73L228 74V72H227V74H224L223 72V75L221 74V77H220V79H216V78H218V77H216L215 78V75L217 74V73H215L216 71H217V69H214V67ZM153 67V66H152ZM157 67V66H156ZM190 67V66H189ZM193 67H190L191 69H193ZM153 68H155V67H153ZM222 68V69H223ZM167 69V68H166ZM215 70V72H213L214 70ZM155 70V69H154ZM201 70V71H200ZM224 70V69H223ZM226 70V71H227ZM152 71H153V69H152ZM166 71V70H165ZM202 71H204V73L202 72ZM164 72V71H163ZM162 72V73H163ZM219 72V71H218ZM154 73V72H153ZM157 73V72H156ZM199 73H203L202 74V76L204 77V75H206L207 74V76H206V80H207V83L205 82V83H203V81H202V79H201V77L202 76H200L199 75ZM215 73V74H214ZM240 76H239V75ZM157 75V74H156ZM9 76V75H8ZM141 76H143V75H141ZM159 76H160V74H159ZM164 76V75H163ZM217 76V75H216ZM240 77V80L238 79L239 77ZM242 76V77H241ZM1 77V76H0ZM12 77H13V75H12ZM144 78V77H143ZM166 78H167V76H166ZM205 78V77H204ZM160 79V78H159ZM158 79V80H159ZM189 79V80H190ZM239 81H238V80ZM62 80H64V79H62ZM157 80V79H156ZM155 80V81H156ZM162 80H164V79H162ZM66 81V80H65ZM166 81H167V79H166ZM165 80H164V83L163 84H166L167 82H166ZM188 82V81H187ZM42 83V82H41ZM156 83H157V81H156ZM160 83H162L161 81H160ZM61 84V83H60ZM189 84V83H188ZM187 84V85H188ZM60 86V85H59ZM63 86V85H62ZM25 87V86H24ZM160 87H161V84H160ZM201 87V88H200ZM56 88V87H55ZM57 89V88H56ZM25 88H23L19 83L17 84V82H15L14 83V80H13V78H11V77H6L5 76V78L4 77H2V79H0V140H2L3 142L5 141V145H3L2 143V141H0V144H1V146L2 147H6V145H9V144H6V142H8V143H14L15 145V150H17L16 151V154H14L13 152H11V153H7V154H10L11 156H13V154H14V156L15 157H18V159L17 160H20L21 159V157H23L22 159H23V165H19V161L16 163V162H14V158L12 159L11 158V156L10 155H8V156H10L9 158H11L12 160H13V162H11L12 160H9V158L7 157V154L5 153L4 154V152H2V150H5V149H2L1 148V146H0V264H19V263H15L14 262V260H15V258L13 259V261H10V258H13V257H16V255L18 254L19 255V253H21V257L23 258V260H24V257L26 258L25 260L27 261H24V262H26L27 264H42V261H43V258L45 257V256H51V253H52V251H55V252H59V254L60 255H62V250H61V248H59L60 247V244L59 243H57V242H55V243H53L52 244V246L50 247V248H44L43 247V242H45V241H47L46 240V238H45V240H44V238L43 237H45L44 236V234L46 233V230L45 231H43L44 230V228H46V227H49V228H47V229H50V227H54V226H50L52 223H53V221L54 220H58V218L57 217H55V215H54V213H55V211L57 210L56 209V207H60V210L62 209V208H65V206H68L69 208H71L70 206V203L68 202L69 200L67 199V197L65 196V193L63 194V190H62V193L59 191L61 188H59V190H57L56 189V187H58V186H56V187H54L55 186V184H57V183H55L54 185L52 184V182L50 181V177H49V173L51 174V173H54L53 175H55V176H57V179L58 178H60L61 180H62V182H60L62 185H64V187L65 188H67L68 186V189L69 188H71L69 191H74L73 189L74 188H76V185L78 186V187H80L81 186V189H83L84 190V188L87 190H85V192H88L89 193V191H90V188L89 187H86V185H88V183H89V181H91V180H89L88 182H87V184L85 185V183H86V181H87V179L88 178H86V180L84 179V181H85V183L83 184V185H81L82 183H81V176H82V173H83V171L81 170V167H80V162H78V157H75V156H77V155H75L74 157H73V153H72V150L75 148V147H73V146H75V145H72V144H74V143H70V144H68V145H70V147H71V151H70V154H72L71 156H70V159L72 158V160H75L74 161V165H75V167H73V165L72 166H67V168L65 167L66 166V164H65V166H63V164H62V160H59V158H60V156H62L61 155V153H60V151L59 150H57L58 152H55L54 153V156L53 157H51L52 158V160L49 158V160H51L50 161V163H49V161H48V163H46L45 164V167H46V169L45 170H43V168H42V170L41 169H39L40 167H38L37 168V166H35V164L37 163L34 159H32L31 157H32V155L34 154V153H32L31 152V150H32V148L33 147H35V146H37L36 145V141H33V145L31 144V142H30V144L31 145H29V143L28 144H25L24 143V141H22L23 143L21 144L20 143V141H18L17 140V137L15 136V135H12V134H7L6 132H7V130H9L10 128L8 127V123H10V122H13L12 124L14 125L15 123H19L20 125H22V126H15L14 128H13V125L11 124V126H12V128L13 129H15L16 127H21V128H23V125H25L24 126V128H27L26 126L28 125V123H27V125H26V122H28L27 121V119H28V117L26 118V116H25V121L22 119V114H24V112H26V110H27V112H28V107L29 106H31L32 104L34 105V106H31L32 107V110H29V112L30 111H32L33 113H31V115L34 117V118H38V116H39V108H40V104L39 105H37V103H34V102H36V100H33L32 98H29L30 100H27L25 97H27V96H25ZM164 90H165V88H164ZM190 90V89H189ZM57 92V91H56ZM203 92V91H202ZM27 93V92H26ZM72 93H74L73 91H72ZM160 93V92H159ZM193 93H189V94H193ZM201 93V92H200ZM200 93H195L194 95L196 96L197 94H200ZM209 93V92H208ZM75 94V93H74ZM136 94V93H135ZM202 94V93H201ZM203 94H204V92H203ZM54 95H56V93L54 94ZM71 95V94H70ZM77 95H78V93H77ZM147 95V94H146ZM190 95V96H191ZM191 96V97H194V99L196 98V97H198V96ZM75 96V95H74ZM79 96V95H78ZM156 96V95H155ZM155 96H153V97H155ZM199 96H202V95H199ZM204 96H205V94H204ZM4 97H6V98H11L12 100H13V102L15 103L14 105L13 104H10V103H8V104H10V105H12L11 107H7V106H5V99H4ZM57 97V96H56ZM160 97H163V96H160ZM203 97V96H202ZM74 98V97H73ZM149 98V97H148ZM199 98H201V97H199ZM207 98V99H208ZM35 99H37V97L35 98ZM197 99V100H196ZM195 99V102H197L198 101V98H196ZM201 99H203V98H201ZM217 99H218V97H217ZM32 100V103L30 102ZM38 100V99H37ZM192 100V99H191ZM190 100V101H191ZM203 100H205V99H203ZM216 100V99H215ZM67 101V100H66ZM71 101V100H70ZM9 102H11V100L9 101ZM39 102V101H38ZM64 102V101H63ZM69 102V101H68ZM191 102H193V101H191ZM190 102V103H191ZM195 102H193V103H195ZM210 102V103H209ZM67 103V102H66ZM72 103V102H71ZM187 104V105H189V106H192V103L191 104ZM57 104H58V102H57ZM202 104V105H201ZM209 104H210V107H209ZM64 105V104H63ZM71 105V104H70ZM164 105V104H163ZM39 106V107H38ZM57 106V105H56ZM168 106V105H167ZM189 106H187V107H189ZM226 106H229L228 107V109L230 110L231 109V111L232 112H230L229 114H231L230 115V117H229V115L227 116V117H229V118H226V116H225V114L227 113L226 111H224L225 109H227L226 108ZM31 107H30V109H31ZM160 106H158V108H159ZM173 107V106H172ZM57 108H58V106H57ZM57 108L55 109V110H57ZM162 109V108H161ZM60 110V109H59ZM163 110H165V107H163ZM222 110V112L224 113V116H221L223 113H220V116L221 117H223V119L222 120H220V121H218L217 120V118L215 117V112L216 111H218V112H220ZM228 110V111H229ZM238 110V111H237ZM58 111V110H57ZM56 111V114L58 113ZM62 111V110H61ZM60 111V112H61ZM71 111V110H70ZM27 112H26V115H27ZM51 112H52V110H51ZM63 112V111H62ZM187 112V111H186ZM189 112V111H188ZM41 113V112H40ZM53 113H55V112H53ZM205 113V112H204ZM29 115H30V113H28ZM56 114H55V116H53V118H54V121L55 122H57V124H59V123H62V122H64V121H60V119H59V117H57L56 118ZM59 114V113H58ZM28 115V116H29ZM52 115V114H51ZM190 115H191V113H190ZM205 115V114H204ZM62 116V115H61ZM31 117V116H30ZM52 117V116H51ZM101 117H102V115H101ZM63 118V117H62ZM105 118V117H104ZM103 118V119H104ZM159 118H162L161 116L159 117ZM190 118H191V116H190ZM224 118H226V119H224ZM52 119V118H51ZM80 119V118H79ZM82 119V118H81ZM94 119V118H93ZM188 119V120H187ZM50 120V119H49ZM182 119H180V121L178 122V120H176L175 122L176 123H181L182 121L184 122V120H182ZM83 121V120H82ZM87 121V120H86ZM15 122V123H14ZM40 121L38 120V123H39ZM52 122V121H51ZM174 122V123H175ZM43 123V122H42ZM81 123V122H80ZM145 123V122H144ZM188 123V122H187ZM252 123H253V125H252ZM44 125L46 124V123H43ZM50 124V123H49ZM53 124V123H52ZM54 124H56V123H54ZM56 124V125H57ZM65 124V123H64ZM64 124H60L61 126H62V129L60 130V131H52L53 133H52V135H53V139L55 138V141H56V145L57 144H60V140H62V139H64V137H65V140H66V136H69V135H71V133L69 134V132H70V128L67 126V124L66 125H64ZM103 124V123H102ZM147 124V123H146ZM145 124V125H146ZM178 124V125H179ZM185 124V123H184ZM184 124H182V125H180L181 126V128H182V126L184 125ZM189 124L187 125V124H185V126L187 127V128H184V130H187L190 126H189ZM17 125V124H16ZM38 125H41L40 123L38 124ZM176 125V124H175ZM178 125H177V127H178ZM46 126V125H45ZM168 126V125H167ZM171 126H172V123H171ZM170 126V127H171ZM189 126V127H188ZM29 127H30V125H29ZM29 127H28V129H29ZM34 127V126H33ZM37 127V126H36ZM41 127H43V126H41ZM78 127H80V126H78ZM163 127H164V125H163ZM173 127V126H172ZM44 128V127H43ZM58 128H60V127H58ZM119 128V127H118ZM164 128H166V130H168V132H169V129L170 128H168V127H164ZM191 128H189V129H191ZM12 129V130H13ZM18 129V128H17ZM40 129V128H39ZM46 129V128H45ZM146 129V128H145ZM178 129V128H177ZM180 129V128H179ZM179 129L177 130L178 132H180L179 131ZM11 130V131H12ZM27 130V129H26ZM32 130V131H31ZM42 130H44V129H42ZM49 130H52L51 128L49 129ZM48 130V131H49ZM75 130H76V128H75ZM101 130V129H100ZM99 130V131H100ZM160 130V129H159ZM180 130H182V132H183V129H180ZM10 131V132H11ZM22 131L24 132V130L22 129ZM30 131H31V133H33V136H37V135H39V130H38V128L37 129H34V128H32V129H30ZM29 131V132H30ZM71 131H73V130H71ZM143 131H144V129H143ZM142 131V132H143ZM161 131V130H160ZM162 131H164V130H162ZM201 131V133H202V135H201V133H199ZM15 132H17V131H15ZM26 132V131H25ZM28 132V133H29ZM47 131H45L44 133L45 134H47L46 133ZM50 132V131H49ZM48 132V133H49ZM186 132H188V131H186ZM185 132V133H186ZM6 133V134H5ZM9 133V132H8ZM27 133V134H28ZM30 133V134H31ZM40 133L42 134V132L40 131ZM144 133V132H143ZM142 133V134H143ZM158 133V132H157ZM163 133V132H162ZM181 133V132H180ZM185 133H183L185 136H184V138L186 139L187 137H188V135L186 136V134ZM201 135V136H198L199 134ZM25 134V133H24ZM40 134V135H41ZM50 134V133H49ZM145 134H148L147 133V131H146V133ZM164 134V133H163ZM169 135H170V133H168ZM167 134V132H166V134H165V137H169V136H166V135H168ZM32 135V134H31ZM44 135V134H43ZM94 135V134H93ZM119 136H120V134H118ZM178 135H179V133H178ZM177 135V136H178ZM197 135V136H196ZM26 136H28V135H26ZM44 136H46V135H44ZM164 136V135H163ZM181 136H183V135H181ZM202 136V137H203ZM18 137H20L19 135H18ZM47 137H48V135H47ZM160 137V136H159ZM178 137H180V136H178ZM190 137V136H189ZM188 137V138H189ZM195 137H197V138H195ZM21 138V137H20ZM48 138H51L52 139V137L51 136H49ZM118 138V137H117ZM143 138H145V137H143ZM164 138V137H163ZM166 138V139H167ZM173 138V137H172ZM183 138V139H184ZM191 138V137H190ZM31 140H32V138H30ZM37 139V138H36ZM67 139H68V137H67ZM120 139H122V138H120ZM162 139V138H161ZM176 139H177V137H176ZM181 139V137L179 138V140ZM182 139V140H183ZM184 139V141H186ZM19 140H21V139H19ZM30 140V141H31ZM33 140H35L34 138H33ZM70 140H72V139H70ZM118 140V139H117ZM150 140H152V139H150ZM169 140V139H168ZM167 140V141H168ZM64 141V140H63ZM75 141V140H74ZM141 141H143V139L141 140ZM148 141V140H147ZM195 142V144L193 145V143ZM199 141V142H198ZM2 142V143H1ZM65 142V141H64ZM68 142H69V140H68ZM114 142V141H113ZM117 142V141H116ZM116 142H115V144H116ZM149 142V141H148ZM176 142V141H175ZM181 142V141H180ZM19 143H20V145H19ZM26 143H27V141H26ZM54 143V142H53ZM76 144H77V142H75ZM92 143V142H91ZM124 143V142H123ZM122 143V144H123ZM128 143V142H127ZM159 143V142H158ZM183 143V142H182ZM35 144V145H34ZM55 144V143H54ZM64 144V143H63ZM80 144V143H79ZM119 144H120V142H119ZM139 144V143H138ZM174 143H172V147H175V145H173ZM185 144H187V143H185ZM200 144V145H199ZM13 145V144H12ZM17 145V146H16ZM61 145V144H60ZM112 145V144H111ZM121 145V144H120ZM145 145V144H144ZM147 145V144H146ZM145 145V146H146ZM151 145V144H150ZM176 145H180V143H178V142H176ZM182 145V144H181ZM180 145V146H181ZM14 146H12V147H14ZM59 146V145H58ZM63 146V145H62ZM129 146V145H128ZM164 146V145H163ZM169 146V145H168ZM186 146V145H185ZM4 147V148H5ZM11 147V146H10ZM16 147H18V148H16ZM61 147V146H60ZM59 147V148H60ZM66 147V146H65ZM78 147V145L76 146V148ZM121 147H122V145H121ZM127 147V146H126ZM125 147V148H126ZM130 147H131V145H130ZM150 146H148L147 148H149ZM179 147V146H178ZM68 149H69V147H67ZM120 148V147H119ZM127 148H129V147H127ZM143 148H144V146H143ZM147 148H145V151H147ZM154 148V147H153ZM191 148V147H190ZM8 149H10V148H8V146H7V151H8ZM14 148H12V150H13ZM58 149V148H57ZM150 149V148H149ZM148 149V150H149ZM178 149V148H177ZM12 150H9V151H12ZM14 150V151H15ZM35 150V149H34ZM34 150H33V152H34ZM60 150H63V149H60ZM65 150V149H64ZM121 150H123V149H120V151ZM125 151H128V149L126 150V149H124ZM141 150V148L139 149V151ZM143 150V149H142ZM141 150V151H142ZM152 150V149H151ZM174 150V149H173ZM183 150V149H182ZM76 151V150H75ZM124 151V152H125ZM132 151V150H131ZM135 151V150H134ZM141 151H140V153H141ZM153 151H155V150H153ZM175 151V150H174ZM190 151H192V150H190ZM28 152H31L32 153V155H31V153H28ZM64 152V151H63ZM78 152V151H77ZM77 152H75V153H77ZM87 152V151H86ZM85 152V153H86ZM129 152H130V150H129ZM133 152V151H132ZM164 152V151H163ZM162 152V153H163ZM176 152V151H175ZM184 152H188V150L187 151H184ZM13 153V154H12ZM145 153V152H144ZM143 153V154H144ZM147 153V152H146ZM145 153V156L147 155V154H149V153H147L146 154ZM151 153V152H150ZM156 153H158V152H156ZM172 153H173V151H172ZM180 153H181V150L179 151V155H180ZM183 153V152H182ZM21 154H23L22 156H21ZM27 154L29 155L30 154V157H28L27 156ZM37 154V153H36ZM142 154V153H141ZM38 155V154H37ZM37 155L34 157L33 156V158H35L36 160H37ZM178 155V156H179ZM182 155V154H181ZM21 156V157H20ZM78 156H80V155H78ZM84 156V155H83ZM131 156V155H130ZM145 156H143L144 157V160L146 159L145 158ZM153 156H156V155H153ZM188 156V155H187ZM187 156H183L182 155V158L183 157H187ZM191 156V155H190ZM39 157V156H38ZM123 157H125V156H123ZM126 157L128 158V156L126 155ZM132 157H134V156H132ZM131 157V158H132ZM146 157H148V160H149V158H151L152 159V156L150 155V156H146ZM172 157H175V154L172 156ZM20 158V159H19ZM83 158V157H82ZM121 158V157H120ZM154 158V157H153ZM175 158H177V157H175ZM175 158H172V160L173 159H175ZM187 158H190V157H187ZM187 158H185L187 161H188V159ZM122 159V158H121ZM124 159V158H123ZM122 159V160H123ZM150 159V160H151ZM155 159V158H154ZM9 160V161H8ZM47 160V159H46ZM119 160V159H118ZM127 159H124V162L126 161ZM133 160V159H132ZM158 160V159H157ZM175 160H177V159H175ZM21 161V160H20ZM59 161H61V162H59ZM83 161V160H82ZM85 161V160H84ZM92 161V160H91ZM154 161V160H153ZM36 162V163H35ZM122 162V161H121ZM173 162V161H172ZM176 163H174V164H177L178 165V161H175ZM16 163V164H15ZM35 163V164H34ZM132 163V162H131ZM83 164V163H82ZM127 164H130V162L129 163H127ZM151 164V163H150ZM16 165H19V166H16ZM40 165V164H39ZM38 165V166H39ZM123 165V164H122ZM130 165H132V164H130ZM135 165V164H134ZM138 165V164H137ZM169 165H171V164H169ZM187 165H189V166H187ZM203 165V166H202ZM3 166H5V167H3ZM44 166V165H43ZM43 166H41V167H43ZM82 166H85V164L84 165H82ZM126 166V165H125ZM128 166V165H127ZM7 167H9L8 168V170L9 169H11L8 173H7ZM70 167H72V170H74V173L76 172V173H79L80 171L82 172V173H80L81 175L79 176L78 174V176L80 177V178H78V177H76L74 174H72V175H74L75 176V180H76V178H78L79 179V182L73 187V181H75L74 179H72L73 178V176L72 175H70V172L72 171L71 169H70ZM86 167V166H85ZM199 167H201L200 169H205V170H203L204 172H205V176H206V179H205V177L201 174L202 173V170H199ZM204 167V168H203ZM74 168V169H73ZM122 168V167H121ZM126 168V167H125ZM5 169L7 170V171H5ZM68 169L69 170H71V171H68ZM86 169L88 170V168L86 167ZM86 169H84L85 171H86ZM127 169V168H126ZM183 169H185V167L183 168ZM188 169V168H187ZM186 169V170H187ZM189 169L187 170V173L188 172H190L189 171ZM92 170V169H91ZM90 170V171H91ZM129 170V169H128ZM176 170V171H175ZM93 171V170H92ZM11 172V173H10ZM89 172V171H88ZM97 172H98V170H97ZM112 172V171H111ZM125 172V171H124ZM203 172V173H204ZM10 173V174H9ZM68 173H69V175H68ZM95 173V172H94ZM171 173V172H170ZM176 174V177L175 178H172V180L174 179V181L176 180V178H178L177 176H179L180 174ZM84 174V173H83ZM86 174V173H85ZM124 174V173H123ZM122 174V175H123ZM125 174H127V172L125 173ZM130 174V173H129ZM174 174V173H173ZM111 175V174H110ZM188 175V176H189ZM54 176V177H55ZM72 176V177H71ZM90 176H92V174H90ZM100 176V175H99ZM127 176V175H126ZM126 176H125V178H126ZM135 176V175H134ZM182 176H184V178L182 177ZM187 176V175H186ZM51 177H52V175H51ZM84 177H86V175L84 176ZM88 177V176H87ZM111 177V176H110ZM172 177H174V175L172 176ZM204 177V178H203ZM56 178V177H55ZM54 178V179H55ZM99 178V177H98ZM122 178H124V176H122ZM128 178H130V175L128 176ZM183 178V179H182ZM199 178H200V180H199ZM204 179V180H201V179ZM53 179V181L55 182V181H57L56 179L54 180ZM70 179H72L71 181H70ZM90 179H92V178H90ZM59 180V179H58ZM133 180V179H132ZM60 181V180H59ZM84 181H82V182H84ZM126 181H127V179H126ZM125 181V182H126ZM204 183H203V182ZM206 181V182H205ZM53 182V183H54ZM70 182H71V184H72V186H71V184H70ZM111 182V181H110ZM130 180L128 181V184L130 185ZM132 182V181H131ZM142 182H143V180H142ZM141 182V183H142ZM184 182H183V184H184ZM200 182V183H199ZM202 182V183H201ZM92 183V182H91ZM94 183V182H93ZM95 183H96V181H95ZM112 183V182H111ZM120 183V182H119ZM122 183V182H121ZM120 183V184H121ZM127 183V182H126ZM174 183H176V182H174ZM174 183H173V181H172V183H170L169 182V180H166V179H164V181H161V180H152V178H151V176H148V178H147V181L145 182V183H143V185L142 186H144V187H146V188H148V190H149V192H148V194L149 195H154L155 194V190L156 191H158V189H159V187H160V189H161V194H162V198H159V199H164L166 202H167V199H169V196H168V194H170V197H172L173 198V196L175 197V198H178V200H179V197L180 196H182V190H183V188L182 189H180L181 187L180 186H183L182 185V183L181 182H179L181 185L179 186V185H177L178 184V181H177V183L174 185ZM58 184H59V182H58ZM125 184V183H124ZM201 184H207V185H204L205 186V189L204 188H202V190H200V185ZM61 185V187H63ZM80 185V186H79ZM94 185V184H93ZM112 185V184H111ZM129 185H127L128 187H129ZM135 185V184H134ZM138 185V184H137ZM71 186V187H70ZM82 186H84V188H82ZM90 186V185H89ZM97 186V185H96ZM100 186V185H99ZM104 186V185H103ZM114 186V185H113ZM113 186H112V188H113ZM124 186V185H123ZM131 186H133V185H131ZM131 186L129 187V189L131 188ZM136 186V185H135ZM139 186V185H138ZM169 186H173V188H175L176 189V187L178 186L179 188V190L178 191H180L181 190V193L180 192H178L177 191V193L178 194H172V191L174 192V190H171V189H168L169 188ZM185 186V185H184ZM60 187V186H59ZM77 187V188H78ZM73 188V189H72ZM91 188H94V186L93 187H91ZM100 188V187H99ZM99 188L97 189V190H99ZM103 188V187H102ZM106 188V187H105ZM104 188V189H105ZM189 188V186H187L186 185V189H188ZM68 189H66V190H68ZM78 189H80V188H78ZM78 189H76L74 192L75 193H73V194H76V192L78 191ZM101 189V188H100ZM107 189H108V187H107ZM110 189V188H109ZM108 189V190H109ZM113 189H115V188H113ZM120 189V188H119ZM127 189V188H126ZM125 189V191H127ZM128 189V190H129ZM137 189V188H136ZM185 188H184V190H186ZM92 190V189H91ZM94 191L96 190V189H93ZM92 190V191H93ZM97 190H96V192H97ZM130 190H134L133 188H131ZM140 190H142V188L140 189ZM139 190V192L138 193H140L141 194V196H142V193H141V191ZM145 190V189H144ZM169 190V191H168ZM184 190H183V192H184ZM205 191L206 193H202L201 191ZM91 191V193H93ZM111 192H112V189L110 190ZM124 191V192H125ZM189 191H191V193L192 192H194V191H192V190H189L188 189V192ZM79 192V191H78ZM84 192V193H85ZM117 192V191H116ZM122 192V191H121ZM133 192V191H132ZM131 191L129 192L130 193V195H129V197H128V199L129 200H125L126 202H129L131 199H132V196H131V193H132ZM135 192V191H134ZM137 192V191H136ZM135 192V193H136ZM169 192V193H168ZM71 193V192H70ZM88 193H87V195H88ZM108 193H109V191H108ZM114 193V192H113ZM128 193V192H127ZM184 193H186V192H184ZM183 193V194H184ZM191 193H186V197L187 198H189L188 196H189V194H191ZM2 194V195H1ZM78 194V193H77ZM94 194V193H93ZM139 194V195H140ZM179 194H180V196H179ZM68 195H69V193H68ZM81 195H82V192H81ZM89 195H92V194H89ZM95 195V194H94ZM94 195H92V196H94ZM110 195H112V194H110ZM115 195V194H114ZM113 195V196H114ZM117 195L119 196V195H121V194H118L117 193ZM125 195V194H124ZM132 195H134V193H132ZM185 195V194H184ZM188 195V196H187ZM69 196H71V195H69ZM75 196V195H74ZM104 196L105 195H103V198L102 199H105L104 198ZM118 196H115V197H112V196H108L109 197V201H107V202H111V203H107L106 205H108L109 204V206H107V207H111V211L113 210H115L114 211V213L116 212V213H118L119 211H118V206H120V205H117L116 206V204L118 203H120L121 205H122V202H117V199L118 198H121L120 196L118 197ZM122 196V195H121ZM135 196V195H134ZM133 196V197H134ZM73 197V196H72ZM77 197V196H76ZM75 197V198H76ZM83 197V196H82ZM91 197V196H90ZM102 197V196H101ZM106 197H107V195H106ZM108 197L106 198V200H108ZM112 197V198H111ZM118 197V198H117ZM127 197V196H126ZM131 197V198H130ZM137 197L139 198V196L137 195ZM137 197H135V199L137 198ZM185 196H184V198H183V200H184V202H185V206L183 207V209L184 208H186V210L184 209H182V210H180L182 213H183V215L186 217V216H190V214H186V212L188 211V213H193V217H194V219L193 220H195V217H196V214L198 215V213H202V212H204V217H205V214L208 212V210H210V211H213V210H215L214 208H211V207H213V205H211L210 204V206L211 207H209L208 209H207V211L206 210H203L202 208H199L198 207V205H197V207L199 208V209H191V208H193V207H191V208H188V206L191 204V205H193L194 203H192L189 199H188V201H187V199H185L186 198ZM198 199H197V198ZM86 198L87 197H85V200H86ZM123 198V197H122ZM181 198V197H180ZM87 199H89L88 201L90 202V198H87ZM112 199H113V201H112ZM114 199H115V203H114ZM124 199V198H123ZM135 199H132V203L134 204V205H136L135 203H138V202H133V200L135 201ZM140 199H142V201L140 200ZM140 199H138V201L140 202L141 201V204L140 203H138V205H136L135 206V208L137 207V206H139V204H140V206L141 205H145V203H144V198L143 197H140ZM159 199H155V200H159ZM174 199V198H173ZM82 200V203H83V200L84 199H81L80 198V201ZM111 200V201H110ZM120 200V199H119ZM118 200V201H119ZM122 200V199H121ZM177 199L176 200H172V202H171V204H172V206H170L171 208H173V209H175V211L174 212H168V209H169V207L167 206V204L162 200V209H160V208H156V207H152L151 206V204L153 203V200H150L149 201V206L147 205V203H146V205L142 208V206L141 207H137L136 209H137V211H141L142 212V210L144 209V212H135L136 210H135V208H134V211H132V213L134 214L133 216L134 217H136V215H135V213L137 214V217H138V214H141L142 215V217L140 216V219H141V221L143 220L142 218H144V219H146V220H143L142 222H144L145 221V223L147 224V225H143V226H145V227H143L142 226V224H141V226H140V222L139 223H136V219L134 218V217H132L131 216V213H130V211L131 210H133V208H132V204H131V201H130V204H129V209L131 208V210L129 211L128 210V212H129V214L128 215H130V216H124L125 218H124V222H126L127 223V221L130 219V221H131V223H130V225H128L129 224V222L127 223V227H126V230L128 231L129 230V228L128 227H130L131 226V228H132V230L133 229H135L136 228V226H134L135 228H133L132 227V223H134V225L136 224L137 225V228L135 229V230H133V231H131V229L129 230V232L128 233H130V236H129V239H131V240H134L135 241V244H134V241H133V245H138V244H140V246L141 245H143L144 246V244H145V247L144 248H142V250L140 251V249L138 248V250H135V251H133V252H130L129 254H128V252L126 253V252H124V258H123V262L124 263H122L120 260L122 259V257H123V252H122V257H120L119 255H121V253H120V250H116V249H114V250H116V251H114V250H112V252L114 253L113 255H115V257L114 256H111V247H112V245L114 246L115 244H116V242H117V240L115 239V234H116V232L120 229V228H118L120 225H121V231L122 230H125V226H126V224L123 222V225H124V228H123V225L120 223L121 221H120V219L118 220V218H120L119 216H117L116 218V220H118V225H119V223H120V225L119 226H113V227H108V228H106V226H104L105 224L107 225L108 223V221L109 220H106V222L105 223H102V222H104V220H102V215L104 216V213H99V212H97V211H94V210H90V211H88L87 212V210H86V212H87V217L85 218L86 220H84L86 223H88V221L89 222H96L97 220L101 223V225H103L104 226V228H103V226H101L100 225V223L99 224H94V222H93V224H94V226L92 225V229L93 230H95V231H97L98 232V234H100L97 238L98 239H100V241L99 240H97V241H99L98 242V244H96L97 245V247L94 245V247L92 248V251H86L85 250V252H83V257H82V259L80 260V262H82L83 264H126L127 262V264H141V262H143L142 264H144V262H146V264L147 263H151L150 261L151 260H154V264H155V261L157 262L156 264H159L160 263V260L163 262V260H165V255L168 257V258H170L171 256H172V254H173V251H174V254H177L178 255V257H177V259H176V264H183L185 261H184V259L183 258H180L181 257V255H179V254H182L184 251L182 250V253H180V248H183L184 247V245H188L187 243H189L188 242V237L190 238V240L192 239L193 240V237H194V242L196 243V239L197 238H195L196 237V235H199V234H197V231L199 230V229H202L203 230V228H201V226L203 227L204 225L202 224L201 226H196L197 227V229L195 228V225H197V224H195V223H193L194 224V227H193V225L192 224H190V226H189V224H188V222L186 223V224H188V226L189 227H191L192 226V228L190 229V230H187V232H189V233H185L188 237L186 238L187 239V241H185L186 243H184V245H183V242H182V245H181V237L183 236V234H184V231H180L181 229L180 228H175V227H177V226H180L179 225V214H178V212H180L179 211V209H180V206H181V202L182 201H178ZM186 200V201H185ZM197 200V201H196ZM77 201V200H76ZM95 201V200H94ZM100 201H101V199H100ZM136 201H137V199H136ZM86 202V201H85ZM113 202V203H112ZM179 202V203H178ZM80 203V202H79ZM96 203V202H95ZM143 203V204H142ZM169 203V202H168ZM190 203V204H189ZM198 203V202H197ZM196 203V204H197ZM84 204V203H83ZM86 204H88V202H86ZM98 204V203H97ZM100 204H101V202H100ZM99 204V205H100ZM113 204V205H112ZM123 204H124V202H123ZM196 204H195V207H196ZM198 204H200V202L198 203ZM202 204V203H201ZM220 204H221V206H223V207H220L219 208V206H220ZM261 204V203H260ZM261 204V205H262ZM77 205V204H76ZM85 205V204H84ZM110 205H112V206H110ZM130 205H132V206H130ZM219 205V206H218ZM227 205H234V206H236L235 208H229L228 209V207H230V206H227ZM259 205V204H258ZM83 206V205H82ZM96 206V205H95ZM98 206V205H97ZM146 206H148L147 208H146ZM208 206H209V204H208ZM226 206H227V208H226ZM87 205H86V207H85V209H87ZM114 207V208H113ZM55 208V209H54ZM100 208V207H99ZM116 208V209H115ZM122 208V207H121ZM239 208H241V209H239ZM59 209V208H58ZM141 209V210H140ZM146 209V210H145ZM191 209V210H190ZM211 209H213V210H211ZM239 210V211H245V212H248L249 211V213H243V212H240L239 214H238V212L236 211V212H234L235 210ZM53 210H54V212H53ZM59 210V212H61ZM89 210V209H88ZM101 210L103 211V208H101ZM178 210V211H177ZM194 212H193V211ZM63 211V210H62ZM102 211H100V212H102ZM118 211V212H117ZM186 211V212H185ZM192 211V212H191ZM209 211V212H210ZM215 211H217V210H215ZM258 211V210H257ZM57 212V211H56ZM107 212V211H106ZM110 214V216L109 217H111L112 215H111V212L110 211H108ZM107 212V213H108ZM127 212V213H128ZM206 212V213H205ZM214 212V211H213ZM95 213H98V214H101V220L102 221H100L99 220V215H97L96 214V216H95ZM107 213H105V215L107 214ZM145 213V214H144ZM182 213H180V214H182ZM215 213V212H214ZM213 213V214H214ZM218 213H219V211H218ZM221 213V212H220ZM243 213V214H242ZM86 214V213H85ZM120 214H121V212H120ZM126 214V213H125ZM153 214H156V215H153ZM258 214H262V213H258ZM257 214V215H258ZM108 215V214H107ZM106 215V216H107ZM118 215V214H117ZM143 215L145 216V217H143ZM217 215V214H216ZM215 215V216H216ZM221 215V214H220ZM222 215H224V213H222ZM56 216H60V215H58L57 213H56ZM188 216V217H189ZM192 216V215H191ZM190 216V217H191ZM212 216H214V215H212ZM215 216H214V218H215ZM237 216H235V217H237ZM242 216H240L241 218H242ZM248 216V217H249ZM61 217H62V214H61ZM108 217V216H107ZM108 217V218H109ZM133 218V220L134 221H132V219L131 218ZM187 217V218H188ZM188 218V219H190L189 220V222L190 221H192L191 219H192V217L191 218ZM226 217V216H225ZM226 217V218H227ZM248 217H246L245 216V218H247V219H245L244 217V219H245V221L246 222H248V221H252V220H254V219H252V220H248L249 218ZM256 217V216H255ZM97 218V219H96ZM106 218V217H105ZM129 218V219H128ZM209 218V217H208ZM207 218V219H208ZM213 218V219H214ZM219 218V217H218ZM240 218V219H241ZM259 218V216L257 217V219ZM263 218V217H262ZM81 219V218H80ZM114 216H112L111 218H110V221L113 223L114 222ZM240 219H239V221H240ZM79 220V219H78ZM125 220H127V221H125ZM237 220H238V217H237ZM248 220V221H247ZM52 223H51V222ZM83 222V220H80V222ZM138 221H139V218H138ZM169 221H171V222H169ZM174 221H176V222H174ZM225 221V220H224ZM235 221V220H234ZM261 221H262V219H261ZM260 221V222H261ZM80 222H79V224H80ZM81 222V223H82ZM84 222V223H85ZM116 222V221H115ZM155 223V224H153V223ZM170 224H169V223ZM172 222H174L173 223V225L175 226H173L172 225ZM194 222V221H193ZM198 222V221H197ZM212 222H214V221H212ZM218 222V221H217ZM220 222V221H219ZM222 222V221H221ZM226 222V221H225ZM232 222V221H231ZM236 222V221H235ZM244 222V221H243ZM245 222V223H246ZM50 225H49V224ZM56 223V221H54V223L52 224V225H54ZM59 223V222H58ZM84 223H83V228L85 229V230H87L88 228H90L91 229V226L90 225H88V226H85L84 225ZM163 223V224H162ZM204 223V222H203ZM233 223V222H232ZM242 223V222H241ZM252 223V226L256 223L255 221H254V224H253V222H251ZM263 223V222H262ZM77 224V223H76ZM111 224V223H110ZM109 224V225H110ZM159 224H161L163 227H161ZM178 224V225H177ZM215 224H217V223H215ZM226 224V223H225ZM237 224V223H236ZM235 224V225H236ZM239 224H240V222H239ZM248 224V223H247ZM260 224V223H259ZM47 225H49V226H47ZM114 225H115V223H114ZM158 225H159V227L161 228H159L158 229V231L156 230V228L158 227ZM170 225H172L173 226V228H175V229H173L172 228V226H170ZM177 225V226H176ZM219 226H221L220 225V223L218 224ZM231 225V224H230ZM241 225V224H240ZM255 225H258V224H255ZM263 225H264V223H263ZM55 226H56V224H55ZM58 226V225H57ZM78 226V225H77ZM169 226V228H167ZM217 226V225H216ZM234 226V225H233ZM233 226H231V227H233ZM243 226V225H242ZM251 226V227H252ZM259 226V225H258ZM261 226V225H260ZM259 226V227H260ZM101 227H102V229H104V230H101ZM141 227H143L142 228V230L140 229ZM146 227H148V231H147V229H145ZM254 227V226H253ZM256 227V226H255ZM262 227V231H260V232H262V233H260V234H262V235H264V230H263V226H261ZM58 228V227H57ZM79 228V227H78ZM113 228V229H112ZM123 228V229H122ZM170 228H172L171 229V231H170ZM207 228V227H206ZM213 228H215V227H213ZM243 228V227H242ZM250 228V227H249ZM54 229H56V228H53V230ZM107 229V230H106ZM137 229H140V231H141V234L139 233L140 231L139 230H137ZM167 229V230H166ZM218 229V228H217ZM224 229V228H223ZM226 229V228H225ZM106 230V231H105ZM112 230H114L113 232H112ZM126 230H125V232H124V234L126 233ZM143 230H146L147 231V234H145V235H143L142 233L144 232ZM155 230V231H154ZM163 230H166L169 234H167L166 236H165V238H163L162 237V233H167L166 231H164L163 232ZM202 230H201V232H202ZM214 230H216V229H214ZM218 230H220V229H218ZM218 230H216V231H218ZM251 230H252V228H251ZM254 230H256V228L254 229ZM260 230V229H259ZM88 231V230H87ZM103 231V232H102ZM131 231V232H130ZM134 231H135V233H134ZM137 231V232H136ZM143 231V232H142ZM200 231V230H199ZM227 231H228V229H227ZM246 231H248V230H243V231H240L241 232V234L244 236V237H242V241L240 242V244L238 243V245L240 246L241 245V243L242 242H244V245H245V243H246V246H245V248L247 247V244H254V245H258V243L257 242H259V240L261 239H263L264 240V238H259L258 236V238H256L255 236V234L252 236V235H250L249 233L248 234H244V232H246ZM258 231V230H257ZM47 232H48V230H47ZM79 233H80V231H78ZM84 232V231H83ZM115 232V233H114ZM123 232V231H122ZM121 232V234H123ZM155 232L156 233H158V232H162V233H160L161 234V236L160 237H162L163 238V240L162 241H164V242H156V240L154 241V239H157L158 240V238H157V236L155 237V235H154V237H153V233L155 234ZM171 232V233H170ZM182 232H183V234H182ZM221 232L222 233H224L222 230H221ZM221 232H220V234H221ZM91 233H92V231H91ZM131 233L132 234H135L136 235V233L138 234V241H136V239L134 238V239H132L133 237H135V235H131ZM207 233V232H206ZM219 233V232H218ZM76 234V233H75ZM80 234H82V233H80ZM85 234V233H84ZM83 234V235H84ZM87 234V233H86ZM97 234V235H98ZM113 234H114V236H113ZM120 234V233H119ZM160 234H157V235H160ZM189 234V235H188ZM204 233H202V234H200V236H201V238L199 237V236H197V237H199L200 238V240H199V238L197 239L198 241H206L207 239V235H204V236H202ZM212 239H215L216 237H214V231H212ZM216 234H217V232H216ZM215 234V236H217V237H223V236H221V235H223V234H218V235H216ZM226 234V236L228 237V238H230V237H232V236H228L227 235V233H225ZM74 235V234H73ZM93 235H94V232L92 233V237H93ZM96 234L94 235V237L92 238V240L97 236ZM126 235V234H125ZM127 235H129V234H127ZM192 237H191V236ZM250 235V236H249ZM258 235V234H257ZM77 236V235H76ZM78 236H79V234H78ZM117 236V235H116ZM133 236V237H132ZM185 236V235H184ZM183 236V237H184ZM260 236V235H259ZM79 237H81V236H79ZM78 237V238H79ZM118 237V236H117ZM116 237V238H117ZM125 237V236H124ZM132 237V238H131ZM159 237V236H158ZM204 237V238H203ZM65 238V237H64ZM71 238H73V237H70V239L68 240L67 239V243L69 244V245H72L71 243H70V240H72ZM77 238V237H76ZM90 238V237H89ZM88 238V239H89ZM127 238V237H126ZM141 239V241H139L140 239ZM153 238V239H152ZM66 239V238H65ZM79 239H81V238H79ZM83 239V238H82ZM88 239H86V241L88 240ZM125 239V238H124ZM129 239H127V240H129ZM220 240H221V238H219ZM223 239V238H222ZM232 239V238H231ZM234 239V238H233ZM259 239V240H258ZM85 240V239H84ZM91 240V239H90ZM112 240L114 241L113 243H112V245H111V242H112ZM118 240H121V242L122 241H126V240H122V239H118ZM131 240H129V241H131ZM152 240V241H151ZM211 239H209L208 238V241H206V243H209L210 244V242H213V241H210ZM224 241H226V239H225V237H224V239H223ZM223 240H221L220 241V243H219V245L221 244V242H223L221 245H226V244H224V241ZM237 240V239H236ZM260 240V241H261ZM73 241V240H72ZM82 241V240H81ZM202 241H201V243L200 244H202ZM205 241H204V243L203 244H205ZM217 241V240H216ZM231 241V240H230ZM233 241V240H232ZM237 241H239V240H237ZM94 243H95V241H93ZM119 242V241H118ZM139 242V243H138ZM141 242V243H140ZM180 242V243H179ZM192 241H190V243H191ZM234 242V241H233ZM263 243H264V241H262ZM82 243H83V241H82ZM97 243V242H96ZM130 243H132V241L130 242ZM130 243L129 242H127V247H128V245H130ZM144 243V244H143ZM190 243H189V245H190ZM195 243H191V245H194L195 246ZM225 243H228V242H225ZM237 243V242H236ZM260 243V242H259ZM47 244V242L45 243V245ZM85 244V243H84ZM86 244H88V243H86ZM181 245L182 247H180V248H178V249H176L175 247H177L178 245ZM202 244V245H203ZM215 244V243H214ZM213 244V246H211V245H208V246H211V249L213 248V247H216L215 245ZM229 244V243H228ZM235 244V243H234ZM261 245H262V247L264 246L262 243H260ZM49 245V244H48ZM69 245H67L68 246V249H69V251L67 250V248H66V252L68 251V253L67 254H71L72 255V251H74L75 249H72V247L70 248L69 247ZM132 245V244H131ZM130 245V246H131ZM161 245V246H160ZM188 245V246H189ZM243 245V244H242ZM242 245L240 246L241 248H244V247H242ZM252 245H250V248L252 249ZM260 245V246H261ZM74 246V245H73ZM111 246V247H110ZM116 246H118V247H120V246H122V245H116ZM116 246H114V247H116ZM139 246V247H140ZM142 246V247H143ZM160 246V247H159ZM175 246V247H174ZM194 246H190L191 247V249H192V247H194ZM204 246V245H203ZM207 246V247H208ZM235 246H236V244H235ZM259 246V245H258ZM79 247V246H78ZM84 247H85V245H84ZM88 247H89V245H88ZM133 247H135V249H137L136 247L137 246H132V248ZM146 247H148L149 249H145ZM174 247V248H173ZM179 247V246H178ZM190 247L189 248H187V250L188 251H190L191 253H193V251L195 252V250L197 251V249H198V247H197V249L195 248L193 251H191L190 250ZM206 247V246H205ZM207 247H206V250H209L210 251V247L207 249ZM221 247V246H220ZM225 247H227V245L225 246ZM65 248V247H64ZM75 248V247H74ZM87 248V247H86ZM131 248V249H132ZM217 248H219V247H217ZM228 248V247H227ZM233 248V247H232ZM255 248V246L253 247V250H256V249H254ZM259 248V247H258ZM88 249V248H87ZM126 249V248H125ZM124 249V250H125ZM143 249H145V250H143ZM184 249V248H183ZM229 249H231V246H230V248ZM263 250H261V248H259L258 250V252H257V250H256V252L257 253H259V255L257 254H255L254 256L255 257H260L261 259H263L264 260V247L262 248ZM72 250V251H71ZM80 250H81V247H80ZM80 250H78V251H80ZM123 250V249H122ZM130 251V249H126L125 251ZM133 250V249H132ZM175 250H177V251H175ZM179 250V251H178ZM185 250V249H184ZM223 250V249H222ZM221 250V251H222ZM240 251L239 252H237V251H235V252H237L238 253V255H242L243 254V258H245V257H247V256H245L244 257V255L246 254V250L245 249H242V250H244V251H242L241 249H239ZM71 251V252H70ZM77 251V250H76ZM119 251V252H118ZM146 251V252H145ZM198 251H199V249H198ZM214 251V253H216V254H218V252L216 251V250H213ZM220 251V254L222 253ZM233 251V250H232ZM231 251V252H232ZM75 252V251H74ZM234 252V251H233ZM250 252V251H249ZM22 253L23 254H25L26 256H23L22 255ZM116 253H119V254H116ZM126 253V254H125ZM248 253V252H247ZM40 254H41V256H40ZM75 254H77L78 255V252H75ZM75 254H74V256H75ZM130 254H132L131 256H130ZM187 254H189V252L187 253ZM196 255V257H195V255ZM223 254L224 253H222V256H223ZM232 254V253H231ZM252 254H254V253H252ZM18 255H17V257H18ZM53 255V254H52ZM77 255H76V258H77ZM191 255H194V256H191L192 258H189L188 259V262H189V264H202V262H199V261H202L203 259H205V258H202V257H200L196 252L195 253H193V254H191ZM225 255V254H224ZM247 255V254H246ZM73 256V255H72ZM73 256V257H74ZM198 256H199V258H198ZM215 256H218V255H215ZM48 257H47V259H48ZM113 257H114V259H113ZM119 258V259H117V258ZM219 257H220V255H219ZM51 258V257H50ZM68 258H70V256L68 257ZM68 258H66V259H68ZM180 258V259H179ZM214 258V257H213ZM223 258V257H222ZM250 258H252V257H250ZM65 259V258H64ZM74 259V258H73ZM118 261H117V260ZM183 259V260H182ZM200 259V260H199ZM2 260H5V261H2ZM49 260V259H48ZM71 260H72V258H71ZM126 262H125V261ZM199 260V261H198ZM245 260L247 261V259L245 258ZM51 261V260H50ZM64 261V260H63ZM75 261V260H74ZM117 261V262H116ZM159 261V262H158ZM167 261V260H166ZM204 261V260H203ZM256 260H250L249 261V259H248V263L247 262H243V263H241V264H249V263H254V264H256L257 262H255ZM11 262V263H10ZM45 262V261H44ZM49 262V261H48ZM48 262H46V263H48ZM67 262H68V260H67ZM76 262V261H75ZM121 262V263H120ZM153 262V261H152ZM165 262V261H164ZM163 262V263H164ZM25 263V264H26ZM70 263H71V261H70ZM73 263V262H72ZM24 264V263H23ZM54 264V263H53ZM56 264V263H55ZM75 264H77V262L75 263ZM79 264V263H78ZM153 264V263H152ZM161 264V263H160ZM164 264H166V262L164 263ZM168 264H171V263H169L168 262ZM205 264V263H204Z\"/></svg>","mask_w":264,"mask_h":264}]
</instances>
